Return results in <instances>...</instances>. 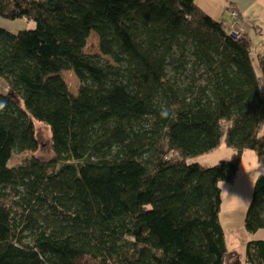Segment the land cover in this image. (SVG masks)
I'll use <instances>...</instances> for the list:
<instances>
[{
	"label": "trees",
	"instance_id": "16d2710c",
	"mask_svg": "<svg viewBox=\"0 0 264 264\" xmlns=\"http://www.w3.org/2000/svg\"><path fill=\"white\" fill-rule=\"evenodd\" d=\"M0 15L35 21L0 27V264H224L220 183L246 149L264 164V50L194 0H0ZM221 143L230 159L189 161ZM256 176L247 237L264 229ZM243 254L264 264V239Z\"/></svg>",
	"mask_w": 264,
	"mask_h": 264
},
{
	"label": "rangeland",
	"instance_id": "374dc122",
	"mask_svg": "<svg viewBox=\"0 0 264 264\" xmlns=\"http://www.w3.org/2000/svg\"><path fill=\"white\" fill-rule=\"evenodd\" d=\"M0 27H6L11 31L19 29H33L35 27V21L24 17L10 19L7 17H2L0 15ZM87 39L88 40L85 50L89 54H99L98 38L96 37V35L93 33ZM253 63L254 65L256 64L255 59ZM61 75L65 83L68 85L70 92L72 94H75L80 84L76 75L71 71L64 70L61 71ZM0 90L4 93L8 91V87H5L1 77ZM34 130L37 141H39V146L34 151V154L41 160L51 158L53 153L51 151L50 129H48V126L44 122L34 121ZM230 151L231 149L227 147L226 144L221 143L220 146L215 150L209 151V153L199 154L197 157L190 158L189 161L197 163L199 162L203 165L209 166L216 164L220 161V159H230L232 155L230 154ZM242 154V159L239 162V170L236 174L235 179L232 180V182L220 183V188H222V202L219 209V219L225 225V229L227 232V241L233 247H240V243L238 238L236 237L237 233L235 232V230H237L238 232V229H241V226L243 228V218L246 210V206L243 205V207L241 206V203L238 204L239 198L236 199V197L238 196L237 192L240 188H244L246 184L245 180L246 178H248V173L253 169H251V167L254 166L253 162L256 157L254 151L249 149L244 150ZM15 158L17 157L15 156Z\"/></svg>",
	"mask_w": 264,
	"mask_h": 264
},
{
	"label": "crops",
	"instance_id": "0c3cea01",
	"mask_svg": "<svg viewBox=\"0 0 264 264\" xmlns=\"http://www.w3.org/2000/svg\"><path fill=\"white\" fill-rule=\"evenodd\" d=\"M199 7L207 12L212 18H215L224 24H228L231 19V11L237 10L239 12L240 25L245 32L248 42L250 43L251 54L254 56L260 55L264 50V0H194ZM256 65V64H255ZM257 66V65H256ZM231 152V151H230ZM244 152V151H243ZM252 171L248 173L246 184L244 188H240L238 193L239 203L241 206H247L250 201L251 192L255 175L264 173V164L258 162L255 157ZM237 191V190H236ZM243 206V207H244ZM222 223V221H221ZM224 232H226L225 225L222 223ZM236 237L239 240L240 247H233L227 241V234H225L226 243L228 244V255L224 264H247L244 259V241L246 238L264 239V229H258L256 233L246 236L242 226L241 229L235 230Z\"/></svg>",
	"mask_w": 264,
	"mask_h": 264
},
{
	"label": "built area",
	"instance_id": "2783aa9c",
	"mask_svg": "<svg viewBox=\"0 0 264 264\" xmlns=\"http://www.w3.org/2000/svg\"><path fill=\"white\" fill-rule=\"evenodd\" d=\"M231 23L228 24V33L234 38L241 37L244 35V31L242 26L240 25V21L238 19V12L237 10H232L231 11Z\"/></svg>",
	"mask_w": 264,
	"mask_h": 264
},
{
	"label": "water",
	"instance_id": "95a60500",
	"mask_svg": "<svg viewBox=\"0 0 264 264\" xmlns=\"http://www.w3.org/2000/svg\"><path fill=\"white\" fill-rule=\"evenodd\" d=\"M11 95L13 96V93H11Z\"/></svg>",
	"mask_w": 264,
	"mask_h": 264
}]
</instances>
